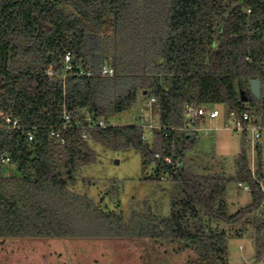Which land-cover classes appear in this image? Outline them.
<instances>
[{
    "label": "trees",
    "instance_id": "obj_1",
    "mask_svg": "<svg viewBox=\"0 0 264 264\" xmlns=\"http://www.w3.org/2000/svg\"><path fill=\"white\" fill-rule=\"evenodd\" d=\"M92 35L103 38L102 59L88 54ZM66 52L92 75L50 80L46 69L55 65L61 74ZM102 65L114 75L100 76ZM250 79L260 81V99L251 95ZM151 98L162 127L181 128L188 104L221 106L224 115L247 110L264 127V0H0V111L36 128L33 141L25 129L0 130V238L158 237L224 264L229 234L213 224L243 222L244 229L251 226L256 261L264 262V217L257 214L264 206L261 137L252 173L248 133L241 134L235 181L249 185L251 202L232 214L226 199L232 178L207 168L196 173L187 164L186 153L195 148L191 135L155 134L156 159L140 125L110 124L111 115ZM62 104L73 123L85 126L77 116L86 110L85 117L108 126L72 128L61 144L49 132L61 123ZM90 141L131 147L153 160L175 187L169 216L133 214L127 221L118 203L122 184L83 177L97 163ZM92 187L99 201L90 196Z\"/></svg>",
    "mask_w": 264,
    "mask_h": 264
},
{
    "label": "rangeland",
    "instance_id": "obj_2",
    "mask_svg": "<svg viewBox=\"0 0 264 264\" xmlns=\"http://www.w3.org/2000/svg\"><path fill=\"white\" fill-rule=\"evenodd\" d=\"M101 42L102 36L88 37L90 57L103 58V54H100ZM71 59L77 67L83 66L82 60H76L72 56ZM218 108L221 110L222 107ZM85 112L86 110H83L77 116L83 122L87 119ZM109 118L111 125H139L151 122L154 127L149 130L147 148L153 153L160 154L155 143L159 116L158 108L154 104L148 106L145 100L141 107H133ZM99 121L104 122L103 118H99ZM194 125L198 127L210 125L217 129L209 131L206 136L201 131L196 134L187 129L182 131L195 140V148L186 153L187 164L193 166L196 173H203L207 168L210 172L222 171L228 178H232L227 185L226 199L230 213L233 214L251 202L250 193L243 189L246 183L239 186V182L235 181V162L240 152L242 137L223 127V117L211 122L199 119L186 126ZM89 145L97 154V163L85 167L82 171L83 177L102 182L108 179L118 180L122 184L118 203L127 221L133 214H149L159 218L169 216L171 197L176 193L175 187L173 182L161 179L162 173L157 171L153 160L143 158L139 151L131 147L112 150L93 141H90ZM258 146L262 173L260 184L261 190L264 191V131L261 133ZM257 152L251 150L247 157L252 173H255L257 167ZM9 168V172L14 173V167ZM89 194L99 201L100 191L97 187L90 188ZM105 202L110 209L115 207L107 198ZM257 214L264 217V206L260 207ZM213 225L226 230L229 234L224 264H262L261 261H256L255 245L248 238L250 225H247L246 229L243 228V222L231 226L223 223ZM0 264H217V262L197 258L191 251L158 237L0 238Z\"/></svg>",
    "mask_w": 264,
    "mask_h": 264
},
{
    "label": "built area",
    "instance_id": "obj_3",
    "mask_svg": "<svg viewBox=\"0 0 264 264\" xmlns=\"http://www.w3.org/2000/svg\"><path fill=\"white\" fill-rule=\"evenodd\" d=\"M45 75L51 79L55 77H59L62 81L67 76H90L92 75V72L83 67H77V65L74 64L73 60L71 59V55L66 52L63 56L62 60V73L58 74L56 71L55 65H50L46 71ZM99 75L102 77H111L114 75V69L107 65H102L101 69L99 71ZM155 102V98H151L150 101L147 103L148 106L152 105ZM61 123L56 126L50 128L49 136L52 139L60 141L61 144L65 143L64 133L66 131H69L72 128L76 129H103L108 126V124L105 123V121H93L90 117H87L85 126H80L79 121L73 123V115L68 112L65 104H62L61 106ZM220 117L224 118V128L231 130L234 132V134H242L244 132L248 133L249 136L246 138V142L250 144L251 150L255 149V145L257 141L261 137V133L264 131V127L254 119V117L251 116V114L244 110L239 115H236L235 113H229L228 115H224L222 110L218 108V106L214 105H200V106H194L192 104H188L184 108V123L181 128H167L162 127L159 123L157 124L158 133L161 134L163 137L167 138L170 134V131L173 130H180L185 131L186 129L189 130L192 133H197L198 131L203 132V135H207L209 131L216 130L217 128L211 127L210 125L208 127H187L186 125L188 123H193L195 120L203 119L208 122L215 121L219 119ZM0 130H21L25 129V135L27 137L28 141H33L35 139V129L36 128H24L20 125V119L18 117L13 116L10 110L8 111H0ZM143 130H144V138L147 139V136L150 134L151 130L150 128H153L154 126L152 123H141L139 124ZM188 134V133H187ZM154 157L161 158V153L158 152L154 153ZM2 163H9V158L6 155L1 156ZM163 161L165 163H169L171 161L170 157L165 156L163 158ZM162 180H167V176L162 175ZM239 186H242L241 183H239ZM243 189L245 191L249 190V187L247 185L243 186Z\"/></svg>",
    "mask_w": 264,
    "mask_h": 264
},
{
    "label": "water",
    "instance_id": "obj_4",
    "mask_svg": "<svg viewBox=\"0 0 264 264\" xmlns=\"http://www.w3.org/2000/svg\"><path fill=\"white\" fill-rule=\"evenodd\" d=\"M250 86V93L255 99H260L261 97V87H260V81L258 79H250L248 81ZM243 93L241 92V95ZM242 101H247L246 97L242 96Z\"/></svg>",
    "mask_w": 264,
    "mask_h": 264
},
{
    "label": "crops",
    "instance_id": "obj_5",
    "mask_svg": "<svg viewBox=\"0 0 264 264\" xmlns=\"http://www.w3.org/2000/svg\"><path fill=\"white\" fill-rule=\"evenodd\" d=\"M262 264H264L262 261H261Z\"/></svg>",
    "mask_w": 264,
    "mask_h": 264
}]
</instances>
